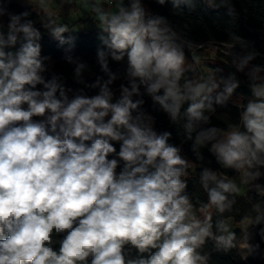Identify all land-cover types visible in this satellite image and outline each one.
Wrapping results in <instances>:
<instances>
[{
	"label": "clouds",
	"instance_id": "obj_1",
	"mask_svg": "<svg viewBox=\"0 0 264 264\" xmlns=\"http://www.w3.org/2000/svg\"><path fill=\"white\" fill-rule=\"evenodd\" d=\"M2 3L0 18L7 14L8 23L5 31L0 20V264H207L201 250L209 240L226 252L235 248L236 232L223 214L233 210L239 186L204 168L207 202L194 203L187 191L190 162L169 143L171 132L154 129L141 111L144 100L133 97L147 94L172 121L187 104L184 129L188 140L195 134L194 149L210 142L217 164L247 183V177L264 176V65L248 68L256 54L229 52L253 95L238 105V121L199 128L211 121L205 112L224 104L240 82L235 73L227 80L197 75L195 52L188 63L165 18L148 17L140 0L127 7L124 0H105L115 7L109 12L91 5L108 34L106 50H97L108 79L85 84L99 89L93 95L77 89L71 97L73 89L59 77L44 76L48 57L41 56V32L29 13L8 14ZM172 3L180 8L191 0ZM53 25L49 19L43 26L65 43L68 26ZM68 43L70 52L75 45ZM109 57L127 64L130 87L121 84L119 97L110 87L117 76ZM66 59L81 77L86 64ZM251 212L243 219L264 240V207L255 204ZM248 247L250 253L259 249Z\"/></svg>",
	"mask_w": 264,
	"mask_h": 264
},
{
	"label": "trees",
	"instance_id": "obj_2",
	"mask_svg": "<svg viewBox=\"0 0 264 264\" xmlns=\"http://www.w3.org/2000/svg\"><path fill=\"white\" fill-rule=\"evenodd\" d=\"M148 17H163L167 21L168 26L176 33V43L181 45V41H187L192 44H203L213 42L219 44L220 49L216 56L230 64L234 70L232 59L229 52L239 53L241 56L245 54L255 53L256 57L249 65H264V36L257 34V30L264 28V0H230L229 6L211 8L205 0H191L189 5L181 4L180 8H174L172 0H165L163 5L158 3V0H140ZM218 5L220 0H214ZM2 7L8 14H19L27 11L34 22V26L41 32V56L48 57L44 61L46 71L44 76L46 79H51L54 73H59V62L67 60L66 56L71 55L73 59H98L97 50H106L104 41L108 39V34L100 27L89 30H79L76 25L83 24L89 19L78 21L75 23L58 22L53 17H48L44 13L35 12L30 6L20 5L13 0H3ZM231 9V11H230ZM3 22L7 25L8 15H4ZM49 19L55 21V25L66 24L68 31L63 34L65 43H61L60 39L51 35L49 30L43 25L49 22ZM91 20H95L92 18ZM71 39L74 47L69 52V43ZM182 46V45H181ZM223 48L224 50H222ZM184 52L187 50L183 47ZM188 51V50H187ZM190 52V51H189ZM52 63V66H49ZM96 72L108 78L99 64L94 65ZM109 70L117 76L114 81V86L118 87L124 84L130 87L128 78L126 77V61H115L111 57L108 58ZM51 70V71H50ZM238 92L241 95H250V88L247 85H239ZM141 92L144 90L141 88ZM120 95V88L117 91ZM73 94L70 92L69 96ZM215 95V93H213ZM119 97V96H118ZM144 100L141 111L145 116L152 115L154 129L158 132L169 131L172 133L169 143L179 146L188 159L193 163V167L189 168L188 176V194L192 201L196 203L197 198L200 201L207 202V195L200 185V176L204 168L218 170L227 178L233 176L234 171L231 169H223L217 164L214 156L209 151L211 143H206L205 146L193 147V140L186 138L184 125L187 123V118L184 115V110L187 107L185 104L181 109V115L176 121H172L169 115L163 111L159 104L153 102L150 96L143 94L141 97L134 96L133 99ZM247 102V101H245ZM238 103L227 100L222 105L214 104V112H205V115L211 117L209 124L200 123L199 128H209L217 126L227 128L239 119L240 112L243 110L238 107ZM264 172V170H262ZM259 187L253 185L246 194H236V203L231 212L223 214L224 219L232 218L238 222L244 220L247 215L254 216L251 212L253 205L260 204L264 207V176L257 178ZM213 209V220L219 218L218 214ZM238 236L234 241L236 247L224 251L222 248H217L212 240H209L201 250L202 255H207V264H250L247 259H242V254L238 249ZM257 264H264L260 262Z\"/></svg>",
	"mask_w": 264,
	"mask_h": 264
},
{
	"label": "rangeland",
	"instance_id": "obj_3",
	"mask_svg": "<svg viewBox=\"0 0 264 264\" xmlns=\"http://www.w3.org/2000/svg\"><path fill=\"white\" fill-rule=\"evenodd\" d=\"M131 1V0H130ZM46 15V14H45ZM50 17L49 15H47ZM96 16V14H95ZM48 24V22L45 23V25ZM101 27L98 25L95 26H85V27H79V30H89V29H95ZM45 28V27H44ZM47 29V28H45ZM48 30V29H47ZM220 49L219 44H215L213 42H207L203 45V47L196 51V55H198V58L203 60L204 65H206L205 61H209L208 57H214L216 62H214V65H218V62L220 61L218 57H216L217 52ZM224 50L223 48H221ZM76 61L77 59H73ZM98 59H79L78 62H83L86 64V68L82 71L81 77H77L75 74V67L76 63H69L67 60L60 61L59 62V73L55 74V76L60 78V81L64 84H66L69 88L73 89L72 94L75 92L77 89H83L85 93L88 95H93L96 92L99 91L98 88L96 89H91V88H86L85 84H92L95 82L97 77L101 78V81H106L108 78H105L103 75L100 73L96 72V67L94 65L98 64L97 62ZM49 66H52V63H49ZM248 68H251V65L248 66ZM248 68L245 69V72L248 71ZM219 69V67H218ZM51 71V70H50ZM237 72V71H236ZM223 72L220 70L217 71L218 76H223L225 77V74L222 75ZM238 76L242 78V82L245 83V85L248 86L249 81L248 77L244 73L237 72ZM264 74V73H262ZM78 79H82L84 83H77ZM112 90L115 92L116 96H119V93L117 91L119 90L120 86H114V83L110 85ZM249 99H253L252 92H250ZM248 99V100H249ZM234 180V182L239 186L240 191L239 192H244L247 193L248 189L252 187L253 185H257L258 181L257 179H253L251 177H247V183L242 182L241 177L238 173L234 172L233 176L230 178ZM230 227V230L236 232V235L238 236V249L242 256H247V261L250 264H257L260 262H264V240L261 239V237L257 234L258 233V227H253L251 226V222L247 219L243 220L242 222H232L228 224ZM259 245V249L255 252H251L249 250V245L255 246Z\"/></svg>",
	"mask_w": 264,
	"mask_h": 264
},
{
	"label": "crops",
	"instance_id": "obj_4",
	"mask_svg": "<svg viewBox=\"0 0 264 264\" xmlns=\"http://www.w3.org/2000/svg\"><path fill=\"white\" fill-rule=\"evenodd\" d=\"M14 2L23 5V6H30L35 12L37 13H44L46 15H49L50 17L55 18L56 21L58 22H69V23H75L81 20H85V19H89L87 22H84L83 24H78L76 25L77 28L79 27H85V26H95L99 24V21L96 19L95 13L92 11L91 5L93 3H96L98 5H100L102 7V10L105 12H109V11H115V7L113 6L112 8H109L107 3H105L104 1L101 0H13ZM130 0H124L125 6H129L130 5ZM92 18H94L95 20H91ZM2 20V19H0ZM3 22V20H2ZM3 24L5 25V31L7 30V25L3 22ZM257 34H259L260 36H264V28H261L259 30L256 31ZM181 45L182 47H184L185 49H187L185 51V55H186V60L188 63L192 62V52H195L196 55V51L195 50V45L192 43H189L187 41H181ZM189 45H191V48L189 47ZM190 51V52H189ZM196 57L198 58V55H196ZM217 57V56H216ZM209 61H205L206 65H204L203 60H201V58L199 60V64L195 65L196 68V74L200 75L203 74L205 77H209V76H215V78L217 80H219L221 77L224 78L225 80H227L229 78V76L233 73H235V77L236 80H238L240 83L239 85H245V83L242 82V78H240L237 74V72L234 70V68L228 64L226 61L219 59L220 61L218 62V65H214L213 63L216 62L214 57H208ZM219 67V69H218ZM220 70L222 73V75L225 74V77L223 76H218L217 75V71ZM237 88L236 90H234L233 94L230 96V98L228 99L229 101H233L234 103H239V101L242 100H247L250 98L249 95H241L238 92ZM221 91L223 90V84H221ZM250 100V99H249ZM147 117L151 118V124L153 126V119H152V115H147ZM154 127V126H153ZM158 132V131H157ZM179 147V146H177ZM180 148V147H179ZM181 149V148H180ZM181 156L188 160L185 155L183 154L182 150L180 152ZM190 165L191 167H193V163L191 161ZM232 177V176H231ZM230 177V178H231ZM229 178V179H230ZM239 194H246L244 192H239ZM211 212H213V209H210ZM245 220V219H244ZM232 222H236L234 221L232 218H226L225 222L227 224ZM238 221L239 222H242Z\"/></svg>",
	"mask_w": 264,
	"mask_h": 264
},
{
	"label": "built area",
	"instance_id": "obj_5",
	"mask_svg": "<svg viewBox=\"0 0 264 264\" xmlns=\"http://www.w3.org/2000/svg\"><path fill=\"white\" fill-rule=\"evenodd\" d=\"M94 1H97V0H94ZM101 1H104L105 2V0H101ZM205 43H203V44H199V45H202V47H203V45H204ZM195 45V50H200L202 47H197V45L198 44H194ZM247 101V100H246ZM248 102V101H247ZM247 102H245V100H242V101H239V105H246L247 104Z\"/></svg>",
	"mask_w": 264,
	"mask_h": 264
}]
</instances>
